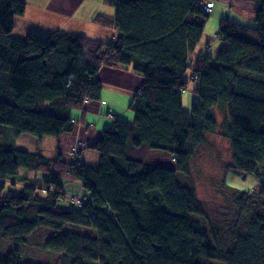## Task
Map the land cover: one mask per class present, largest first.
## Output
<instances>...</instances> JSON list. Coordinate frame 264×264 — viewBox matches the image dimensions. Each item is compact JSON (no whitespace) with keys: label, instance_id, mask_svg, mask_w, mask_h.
Wrapping results in <instances>:
<instances>
[{"label":"trees","instance_id":"16d2710c","mask_svg":"<svg viewBox=\"0 0 264 264\" xmlns=\"http://www.w3.org/2000/svg\"><path fill=\"white\" fill-rule=\"evenodd\" d=\"M80 1L0 0V126L12 139H63L76 115L100 101L106 67L139 76L128 106L134 117L112 119L89 147L99 156L96 169L0 144V264H264V175L257 174L264 167V0H248L245 23L220 19L201 51L211 12L200 5L215 0H100L114 15L93 24L114 32L110 43L59 29ZM30 7L40 11L29 19ZM17 17L29 21L23 38L11 35ZM213 42L219 47L210 56ZM190 87L199 102L183 109ZM80 124H87L82 116ZM218 129L230 151L226 171L261 179L254 194L220 181L225 212L233 214L228 241L187 181L199 148L201 160L221 162V148L208 139ZM142 150L170 165L146 163L135 156ZM19 169L45 174L43 186L25 183L2 196ZM63 173L81 185L82 206L67 205L77 209L59 205ZM66 225L92 235L65 232ZM39 227L56 235L31 244Z\"/></svg>","mask_w":264,"mask_h":264},{"label":"rangeland","instance_id":"374dc122","mask_svg":"<svg viewBox=\"0 0 264 264\" xmlns=\"http://www.w3.org/2000/svg\"><path fill=\"white\" fill-rule=\"evenodd\" d=\"M90 3H92V0H84V3L82 5V8L86 10V13L84 16L85 18H87L89 16L90 11H92L88 5ZM39 4H42V3L39 2ZM76 5L72 6L71 10L66 13V17L68 19H70V17L75 12L74 8L76 7ZM99 6L100 7L95 11H98V13L107 12V14H110L111 11L110 9H108L109 7H104L101 4H99ZM78 12L79 10L74 13V16H77ZM33 16H35L34 11L30 9L26 18L29 17L30 19ZM46 17L49 21L55 20V15H51V16L47 15ZM27 23H29V21H20V17H17L15 21V28L13 29V32L11 34L12 37L23 38L26 35V33L29 31V28H28L29 25ZM24 24H26V26ZM63 24H64V20H63ZM208 24H209L208 31H210V33L215 32L217 29V24H218L216 17L214 18L212 22H210V17H209L205 24V27ZM49 25L54 26V24L52 23H49ZM51 26H47V27H51ZM217 47H219L218 42H213L209 45V48L211 49H214ZM207 53L210 56H214L213 50L211 52L208 51ZM181 95H182L181 98H183V107L185 109H188L191 103L199 102L198 97L192 94L191 92L189 93V91L185 90L184 92H182ZM44 108H45L44 110L47 111L50 107L48 105H44ZM107 114H109L108 115L109 118L114 119V116L112 115L111 112H108ZM125 114H127L126 116L131 115L132 117H134V114L131 111H127ZM216 116L217 118H219V120H221V116H222L221 113L217 111ZM77 119L78 120L75 121L74 129L72 133L67 134L65 136L63 135V139L59 140L60 142L59 145L55 144L54 139L42 138L41 140H37L34 137H31L27 134H23L19 136L17 139H12L9 131L1 126H0V144L13 146L15 149L22 150V151L25 150L29 153L41 156L48 160L55 159V160H59L62 162L63 161L65 162L66 160L68 164H71L70 160H74V161H77L76 163H79L81 166L82 165L85 166L84 164L87 165L86 161L93 160L96 164L97 161L95 157L97 153L93 151L92 149H90L89 148L90 146H87L89 142L87 143L86 141H83L84 139L82 136H83L84 131L82 132L83 130L82 127L81 126L79 127L78 125L80 114L77 117ZM112 119L111 120L109 119V120L112 122ZM119 119H124V118H119ZM219 120L217 121L219 122ZM220 134L222 133L218 129L216 133L214 134V136L213 137L209 136L208 139L213 145H218L219 148H221L219 151L220 155L223 157L221 159V162L219 163L213 162V161L207 162L205 158L204 160H201L202 151H200V148H199V150L196 151V154L194 155L192 159L191 173L187 181H188V184H190V186L195 189L196 196L201 201V204L205 210V213L209 216L211 225L215 227L219 226V228L222 231V236H224V240L228 241L230 238V236L228 235L229 234L228 228L229 227L231 228L233 214L231 216L230 214L228 215L225 212L226 203L224 202L223 197L221 196V194H219V191H218V187L221 184L220 181L225 182L228 186L240 189L241 191L254 194L259 188L261 179L255 176H252V175H243L231 169L230 170L228 169V171H226L225 167L229 168L228 166H230V157H229L230 151L228 150L227 141L224 138H222ZM207 151H208L207 152L208 154L210 152V149L208 148ZM77 153L79 154V156H77ZM135 156L137 158L139 157L142 160H147L146 163L151 164V165H170L166 157H162L157 154L151 155L149 158H146L144 150L140 151L139 153H136ZM62 162L61 164H64ZM89 167H92V166H89ZM62 170L64 171V165L62 166ZM67 172H68V168H67ZM257 174L258 176L262 177L264 175V167H259L257 170ZM44 175L45 174L40 173V172L33 173L32 171L19 169L17 178L13 179V182H16V185L12 187L11 185L12 181L5 182L4 183L5 190L2 191L1 194L2 196H4L6 194V191L11 188H14L15 191H19L21 187L25 185V183L29 185H33L37 189L41 188L43 186L41 180ZM70 176H68L69 177L68 178L64 175V173L62 175L63 188L66 191L64 192L65 197L63 199V202L65 203L60 202L59 205L61 207H64L65 209H77V208L67 206L70 204L68 201L70 198L73 199L74 201H78V200L82 201V196L84 193L81 189V185L79 184V182L74 181V179H72ZM77 191H79V194L77 193ZM35 195L41 196L43 195V193L41 190H39V191H36ZM223 205L224 207L221 208V206ZM234 222H236L237 224L236 228L240 229L242 227L240 219L238 221L234 220ZM63 231L74 234V235H81L84 237H91L92 235L90 231L83 229V228L73 226V225H66ZM55 235H56L55 231L48 229V228L39 227L28 237V241L31 244L43 245L48 241L49 238ZM212 264H222V263L213 262Z\"/></svg>","mask_w":264,"mask_h":264},{"label":"crops","instance_id":"0c3cea01","mask_svg":"<svg viewBox=\"0 0 264 264\" xmlns=\"http://www.w3.org/2000/svg\"><path fill=\"white\" fill-rule=\"evenodd\" d=\"M83 3L84 0H81L80 2L77 3L76 7L74 8L75 12L79 10L77 16H74L75 13L74 12L73 15L70 17V19L66 17V13L71 10L72 6L65 11L64 19H63L64 24L63 22H61V24L59 25L60 27L59 29L79 36L89 37L90 39H94L102 43L112 42L115 38L114 32L105 31L104 28L97 26L96 24H93V19L97 15H106L111 17L113 15V10L111 8H108L111 11L110 14H107V12L98 13V11L95 10H97L100 7L99 4H101V2L100 0H92V3L88 4L92 11H90L89 16L85 18L84 16L86 10L82 8ZM101 5L104 6L103 4ZM30 8L34 11L36 17L38 12L40 11V8L39 7L37 8L30 7ZM250 11H251V3L248 0H215L211 14L209 15L210 22H212L215 17L217 19V22H219L220 19L227 17L232 21L238 23H245L247 18H244L242 15L248 16ZM208 26L209 24L204 29L205 36L202 39L201 43L197 46V51H201L202 48L209 42L210 39L209 36H211L212 33L208 31ZM212 50L215 55L217 52V48L214 49L210 48L205 52L207 51L211 52ZM126 70L128 69L120 70V69L106 67L100 71L98 77L103 85L101 99L99 102L89 103L85 108V110L82 111V113H80V121L82 116L83 121H85L87 124L81 125L80 121L78 124L79 127L80 126L82 127L83 129L82 132L84 131L82 136L84 139L83 141H86L87 143L89 142L88 145L86 144L87 146H91L95 141H97L101 132L111 125L110 120L112 118L108 117L109 115L107 114L108 112H111L114 118L117 119L119 118H124L125 120L133 119L131 115L126 116L127 114L125 113L129 111L128 106L132 100L133 95L140 87L141 81L138 75L132 74L130 71H126ZM191 89L192 88L190 87L186 91H189L190 93ZM181 101L183 107V98H181ZM183 109L185 108L183 107ZM113 112L115 115L113 114ZM76 116L78 117L79 114H77ZM54 140H55V144L57 145L60 144L59 142L60 139H54ZM95 158L97 161L96 164L93 160H88L86 161L88 166L84 164L85 167L96 169L99 164L98 154H96ZM77 193L79 194V191H77Z\"/></svg>","mask_w":264,"mask_h":264},{"label":"built area","instance_id":"2783aa9c","mask_svg":"<svg viewBox=\"0 0 264 264\" xmlns=\"http://www.w3.org/2000/svg\"><path fill=\"white\" fill-rule=\"evenodd\" d=\"M212 6H213V1L205 2L204 4L200 5V11H202L204 14H210ZM187 65L190 66L191 65V61H187ZM77 156H79L78 153H77ZM70 162H71V164L75 165L77 168L81 167V165L79 163H76L77 161L70 160ZM68 202L71 205L74 204V206H81L82 205V201H80V200L74 201L71 198L69 199Z\"/></svg>","mask_w":264,"mask_h":264},{"label":"clouds","instance_id":"9594fccd","mask_svg":"<svg viewBox=\"0 0 264 264\" xmlns=\"http://www.w3.org/2000/svg\"><path fill=\"white\" fill-rule=\"evenodd\" d=\"M186 65H187V62H186ZM24 186H25V185H24ZM79 196H80V195H79ZM80 197H81V196H80ZM82 203H83V200H82ZM81 206H82V205H81ZM81 206H77V208H78V207H81Z\"/></svg>","mask_w":264,"mask_h":264}]
</instances>
